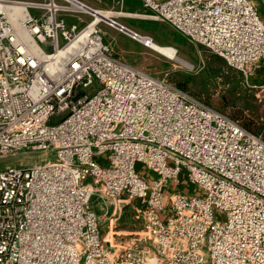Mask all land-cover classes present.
Here are the masks:
<instances>
[{"label":"built area","instance_id":"2783aa9c","mask_svg":"<svg viewBox=\"0 0 264 264\" xmlns=\"http://www.w3.org/2000/svg\"><path fill=\"white\" fill-rule=\"evenodd\" d=\"M141 1L247 80L264 64L253 0ZM0 4V157L46 153L0 167V264H264L261 134L168 72L116 55L101 23L146 46L154 38L112 11L83 0ZM251 86L264 93V79ZM95 195L116 202L114 213L130 204L142 227L106 239Z\"/></svg>","mask_w":264,"mask_h":264},{"label":"rangeland","instance_id":"374dc122","mask_svg":"<svg viewBox=\"0 0 264 264\" xmlns=\"http://www.w3.org/2000/svg\"><path fill=\"white\" fill-rule=\"evenodd\" d=\"M83 1L94 8L115 11L116 14L123 11L124 13H121L122 15H119L117 19H123L125 24L141 33L149 34L155 42L159 43L154 35L141 29L157 28L165 37L169 38L170 43L162 45L174 46L177 49V58H171L133 39L127 33L111 28L114 33L120 35L119 39L116 38V34L109 39L110 45L117 52L116 55L156 75L161 76L168 72L173 82L184 83L185 88L192 94L227 113L252 132L264 137V93L251 86L252 82L261 81L264 77L261 76L257 80L255 76V78L247 80L241 71L230 66L223 57L186 37L176 28H170L167 22L149 20L152 19L149 16L153 13L143 6L141 0ZM253 2L260 17L264 19V1L253 0ZM30 11L36 14L39 10L31 7ZM125 13L126 15H124ZM129 13H139V15L134 16ZM84 16L86 19L91 18L88 14ZM100 26L104 28L108 25L101 23ZM108 35L104 34L105 42ZM60 40L61 43L64 42L62 38ZM262 71H264V64L260 68V72ZM45 156L44 151H21L14 155L0 157V167L34 164ZM48 157L55 159V152H50ZM106 157V155H101L99 159L101 162H105ZM181 179L182 184L188 187L187 178L183 175ZM189 188L192 192L195 190L194 186H189ZM92 203L101 216L102 231L106 239H112L116 243L117 237L120 240L125 239L123 235L127 234L126 236H128L127 232L141 228L140 222L134 217L135 211L130 204L114 213L116 202L113 200H103L95 195Z\"/></svg>","mask_w":264,"mask_h":264},{"label":"crops","instance_id":"0c3cea01","mask_svg":"<svg viewBox=\"0 0 264 264\" xmlns=\"http://www.w3.org/2000/svg\"><path fill=\"white\" fill-rule=\"evenodd\" d=\"M23 1H33V0H23ZM142 2V1H141ZM91 6V5H90ZM144 6V5H143ZM149 10V9H148ZM151 11V10H150ZM137 12V11H136ZM112 13H115V15L117 16V17H119V15H122L121 14V12H117V14H116V12L115 11H112ZM130 14V13H129ZM132 15H134V16H136V15H139V13H136V14H134V13H131ZM130 14V15H131ZM124 15H126V13L124 14ZM67 16V19H68V21L70 22V23H72V22H74L75 20H76V18L74 17V16H72V15H69V14H67L66 15ZM149 17H151L152 19H149V20H153V21H161V20H158V19H155V18H153L152 16H149ZM142 20L144 19V18H141ZM119 20V19H118ZM121 23H123V24H125L123 21V19H121V20H119ZM162 22V21H161ZM163 22H166V21H163ZM168 23V25L170 26V28H175L172 24H170L169 22H167ZM106 24V23H105ZM108 25V24H107ZM126 26H128L127 24H125ZM128 27H130V26H128ZM104 28H106L105 30H104ZM104 28H102L103 30H104V34H109L108 36H107V43L108 44H110V41H109V39H111V37H113L114 36V34H116V33H114V30H112L111 28H115V27H112V26H105ZM131 29H134V28H132V27H130ZM117 29V28H116ZM142 30H144L145 32H149L150 34H152V35H154L156 38H157V41L159 42V43H161V44H169L170 42H169V38H167V37H165L164 35H163V33L162 32H160L157 28H141ZM118 30V29H117ZM134 30H136V29H134ZM119 31V30H118ZM119 37H120V35L119 34H116V38H118L119 39ZM167 38V39H166ZM113 48V47H112ZM114 49V48H113ZM115 53H117L116 51H114ZM256 77H257V80L258 79H260V77L262 76V77H264V71H262V72H260V69L258 70V72H257V74L255 75ZM255 76H254V78H255ZM263 80V79H262ZM94 198V197H93ZM96 210V209H95ZM97 212V211H96ZM140 225H141V223H140ZM141 227H142V225H141ZM135 230H133V231H130V232H127L128 234H130L131 232H134ZM125 235H127V234H125ZM124 236V235H123ZM118 238V237H117Z\"/></svg>","mask_w":264,"mask_h":264},{"label":"bare ground","instance_id":"6f19581e","mask_svg":"<svg viewBox=\"0 0 264 264\" xmlns=\"http://www.w3.org/2000/svg\"><path fill=\"white\" fill-rule=\"evenodd\" d=\"M1 5V4H0ZM80 7H82L80 5ZM3 9H7L9 13H20L21 12V8L17 7V6H10L6 3H3ZM102 10H100V13H98V17H100L101 15H107L110 14L109 12H101ZM151 48L155 49L156 51H159L165 55H168L171 58H177V49L174 46H170V45H162L159 44L155 41H153L152 43H150L149 45ZM180 60V59H179ZM184 62V61H182ZM185 63V62H184Z\"/></svg>","mask_w":264,"mask_h":264},{"label":"trees","instance_id":"16d2710c","mask_svg":"<svg viewBox=\"0 0 264 264\" xmlns=\"http://www.w3.org/2000/svg\"><path fill=\"white\" fill-rule=\"evenodd\" d=\"M177 85H178L179 87H181V88H184V89H186V88H185V84H184V83H180V82H179ZM186 90H187V89H186Z\"/></svg>","mask_w":264,"mask_h":264}]
</instances>
